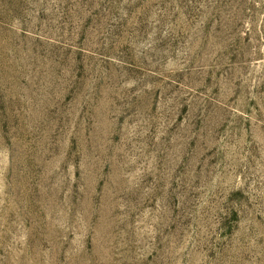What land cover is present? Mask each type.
Masks as SVG:
<instances>
[{"label": "rangeland", "instance_id": "rangeland-1", "mask_svg": "<svg viewBox=\"0 0 264 264\" xmlns=\"http://www.w3.org/2000/svg\"><path fill=\"white\" fill-rule=\"evenodd\" d=\"M0 264H264V0H0Z\"/></svg>", "mask_w": 264, "mask_h": 264}]
</instances>
